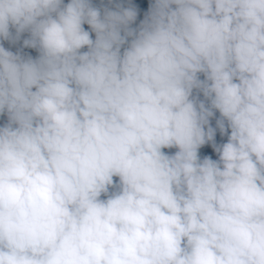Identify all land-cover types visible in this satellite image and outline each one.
<instances>
[{
	"label": "clouds",
	"instance_id": "obj_1",
	"mask_svg": "<svg viewBox=\"0 0 264 264\" xmlns=\"http://www.w3.org/2000/svg\"><path fill=\"white\" fill-rule=\"evenodd\" d=\"M137 15L0 0V264H264V0Z\"/></svg>",
	"mask_w": 264,
	"mask_h": 264
},
{
	"label": "trees",
	"instance_id": "obj_2",
	"mask_svg": "<svg viewBox=\"0 0 264 264\" xmlns=\"http://www.w3.org/2000/svg\"><path fill=\"white\" fill-rule=\"evenodd\" d=\"M107 1H110V0H91L92 4L94 6H97V7H104V4ZM68 2H69V0H64L65 4H67ZM116 3H123V4H125V6L131 4V5L137 7L138 15H137V19H136L135 23L132 25V27L138 26V24L140 23L141 20H143L145 14L148 11L147 0H115V2L110 4L108 7L114 8ZM84 28H85V30H87V31H89L91 33V29L88 27L87 24L84 25ZM26 38H28V33H24L21 36V39L18 42L14 43V44L10 43L7 40H2V39H0V44H2L5 47L6 50H10L13 53H16L17 51H21L22 55H25V56L30 55L33 58H36L38 56L37 50L32 49V48H24L23 47V40L26 39ZM91 38L93 40L95 39V33H91ZM81 51H87V49L85 48V49H82ZM200 78L203 79V76L201 75ZM194 95H195V92H194ZM200 99H203V96H200ZM218 117H219V113L217 112L215 114V116L210 120V123H211L212 127H215V121H216V119ZM6 122H7V115L6 114L5 115H0V126H2ZM225 138H226V136H221L220 133H219V130H217L216 137H215L216 142L220 143ZM164 151L166 153L172 154V153H174L176 151V149H174V148L173 149H164Z\"/></svg>",
	"mask_w": 264,
	"mask_h": 264
},
{
	"label": "rangeland",
	"instance_id": "obj_3",
	"mask_svg": "<svg viewBox=\"0 0 264 264\" xmlns=\"http://www.w3.org/2000/svg\"><path fill=\"white\" fill-rule=\"evenodd\" d=\"M115 0H111V3L110 1H107L105 4H104V7H108L110 4L114 3ZM153 2V0H147V8L149 9V6L150 4ZM202 96V94H201ZM215 142H216V139H215ZM224 142H227V136L225 139H223L222 142L220 143H224ZM217 143V142H216ZM219 144V143H218ZM200 155H201V158H203L205 155H210L214 160L218 159V156L217 154L212 150L211 148V145L210 144H206L205 146H203L201 149H200ZM114 179H117V178H114ZM104 198V197H102Z\"/></svg>",
	"mask_w": 264,
	"mask_h": 264
}]
</instances>
